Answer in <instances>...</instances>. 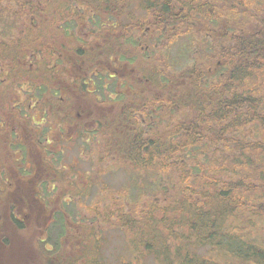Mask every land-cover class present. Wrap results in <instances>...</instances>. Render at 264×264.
<instances>
[{"label": "trees", "instance_id": "obj_1", "mask_svg": "<svg viewBox=\"0 0 264 264\" xmlns=\"http://www.w3.org/2000/svg\"><path fill=\"white\" fill-rule=\"evenodd\" d=\"M52 1L12 0L10 8L17 10L8 12L10 20L14 21L8 30L12 33L19 28L20 33L8 41L9 46L0 41L3 44L0 45V71L8 77L0 81L8 82L12 76L15 85L23 89L22 102L17 100V94L7 101L8 107L14 106L19 113L11 111V120L0 115V137L8 136L6 147L14 150L12 160L20 161L21 165L30 149L37 148L34 151L38 156L44 152V158L52 155L51 146L44 148V143L49 145L53 131H61L64 125L73 129L75 121L71 122L70 108L80 100L87 101L84 98L88 96L86 87L94 90V94L102 92L103 76L113 72L111 81L118 71L121 73V68L110 61L111 65L103 69L98 80L93 76L92 67L82 72L74 64L76 74L71 81L65 78L63 84L69 90L62 93V72L56 59L62 50L51 51L54 47L50 38L40 41L46 26L43 20L50 14L48 19L55 27L56 20L52 17L58 16L55 30L73 41V25L68 24L63 29L59 24L65 19L76 18L73 11L57 8L59 6ZM70 3L74 4L75 0ZM53 6L55 11L51 9ZM258 6L262 8L259 10ZM146 10L155 13L159 29L165 27L156 33L154 45L148 46L151 53L145 52V57L148 54L156 64L158 57L166 58L161 44L167 37L169 39L167 28L184 24L192 15L201 16L209 23L224 21L226 26L220 36L227 44L224 47L217 42L209 44L214 55L213 66L211 58L208 57L210 64L204 61L210 53L171 76L160 66L162 64H157L159 77L150 74L148 79L152 86L156 83L162 89L167 103L158 108V114L165 115H158L155 125H150L148 119V126L122 136H115L114 127L105 129L107 140L101 145H105L111 158L128 162L133 171L139 168L156 170L160 190L166 185L174 192L171 197L164 195L163 205L151 201V211L134 216L119 210L115 212L116 219L127 228L132 246L141 245L161 264H264V236L259 232L264 227V0L196 3L193 0H156L155 5ZM251 10L255 14H250ZM65 12L69 18H63ZM28 14L31 16L27 26L18 24ZM93 21L97 28L101 27L98 18ZM30 24L36 27L38 34L36 31L33 35ZM208 38L209 34L205 33V39ZM117 44L115 42V46ZM170 44L169 40L167 49ZM112 50L104 54H114ZM76 55L83 54L79 51ZM121 60L128 66L131 64L125 54ZM159 66L152 67L151 71H157ZM129 69L127 67L128 74ZM56 76L58 80L54 85ZM172 77H178L180 85L175 86L177 83ZM66 92L73 96L68 97ZM50 159L51 165L58 157ZM14 169L18 172L20 167ZM22 171L18 173L27 172ZM0 175L3 188L1 181L7 185L10 178L5 172ZM12 220L15 225L19 223L15 216ZM198 248H207L205 256L198 255Z\"/></svg>", "mask_w": 264, "mask_h": 264}, {"label": "rangeland", "instance_id": "obj_2", "mask_svg": "<svg viewBox=\"0 0 264 264\" xmlns=\"http://www.w3.org/2000/svg\"><path fill=\"white\" fill-rule=\"evenodd\" d=\"M53 1L54 5L59 6L57 8L68 9V12L73 11L76 18L65 19L59 24L63 29L68 24L73 25L71 31L72 37H74L73 41L65 39L62 32L55 30L59 22L58 16L52 17V20H56L55 27L54 24L52 25L51 19H48L50 14L43 20L46 26L42 31L40 41L50 38L53 40V43L50 42V44L54 47L51 51L53 49L62 50V54L56 56V59L59 60L58 68L62 72L60 85L63 89L62 93L68 89L63 84L65 78L68 77L66 79L71 81V78L76 74L74 64L80 70L81 65L89 66L91 62L92 65L102 63L99 58L102 55V44L104 43L106 46L108 41L102 34L103 31L93 24L90 17L98 18L101 23L112 24L115 22L114 18L107 20L103 18L102 13L106 11L109 12V15L116 17L119 11L124 10L131 12V15L123 22L125 21L127 24L135 22L143 30L150 26L151 30L160 31L155 13L146 12L147 8L155 5L156 0H75L74 4L70 3L72 0ZM193 1L196 3L205 0ZM11 3L12 0H0V41L6 43L7 46L20 33L19 28L12 33L8 30L9 26L14 24V21L10 20L8 12L17 10L10 8ZM174 6L176 7L177 4ZM55 8L53 6L51 9L55 11ZM261 8L262 6L257 7L259 10ZM80 11L85 12L82 14ZM244 11L248 14V10L244 9ZM220 14L222 16V13ZM250 14H255V12L251 10ZM30 16L28 14L21 18L18 24L27 26ZM240 16L245 17L242 13ZM69 17L68 13H63V18ZM224 26L226 24L222 20H219L218 23H209L201 16L192 15L190 19L185 20L184 24L179 23L167 28L169 39L167 37V40L165 39L161 44V50L166 58L158 57V63L162 64L160 66H163L166 73L171 76L178 73L179 70L189 68V65L193 64V60L200 58L203 60V54L210 53L204 61L210 64L209 58H211V66H213L214 55L210 51L209 44L217 42L219 46L224 47L227 43L225 39L220 38L209 41L205 39V33H209V30L212 29L217 32L223 31ZM229 27L234 28L231 25ZM29 29L32 30L33 35L36 34V31L38 34V30L33 24H30ZM121 32L127 39L124 44V49H126L128 39L134 37L124 30ZM235 34L237 35L238 31ZM169 40L171 44L167 49ZM145 43L146 41H143V44ZM0 45L3 44L0 42ZM79 51L83 54L82 56L76 55ZM125 55L131 61L128 68L135 69L134 71L131 68L130 73H126L127 77H123L127 81L126 84L122 81V70L121 73L118 71L116 77L104 90L106 93L103 94V91L92 95L85 93L90 96L88 103L80 100L70 108L72 113L85 112L84 115L88 116L87 122H92L94 118L97 122L106 124L104 127L116 128L115 136L135 131L129 128L123 129V126L120 125L124 116L131 109L129 102L132 97L135 99L134 107L143 109L145 113L147 110L145 107L151 104L157 103L156 108H159L167 103V97L160 87L153 93L149 90V86L152 84L148 81L149 75L153 74L156 78L159 77L160 66L157 65L158 63L156 64L153 58L151 60L145 57V53L139 54L137 57H134L132 53ZM119 56L116 54V57ZM174 59L176 60L174 61ZM139 63L142 64L139 65ZM156 65L159 66L158 70L151 71V68ZM2 66L5 69V64ZM124 66L118 65L119 68L126 69ZM208 66L210 65H206V67ZM144 68L146 70H143ZM100 73H104L101 68L98 69L97 75ZM112 74L114 73L110 72V75ZM162 75L164 76V73ZM5 79L8 77L0 71V80L4 81ZM172 79L177 83L175 86L180 85L181 80H178V77H172ZM55 80L54 85L57 83L58 76L55 77ZM135 91L140 92L141 96L136 95ZM22 93L23 89L19 85H15L12 76L8 82L1 83L0 81V115L2 117L8 120L13 118V110H15L13 108L15 107L9 108L7 101L17 94L19 95L17 100L22 102ZM66 94L68 97L73 96L71 92H66ZM108 94L113 100L118 101L113 103L108 98ZM15 111L19 113V111ZM128 115L132 119L137 117L130 112ZM158 115L163 116L165 113L155 116L158 118ZM168 121L171 123L170 120ZM65 123L69 125V123ZM145 124L149 125L148 120L145 121ZM10 127L13 128V126ZM91 127L88 125L72 129V126L66 128L64 125V129L61 131H53L52 138H50L52 141L48 143L49 145L44 143L43 147L51 146V154L58 157L57 161L51 165L52 171L60 175L61 184L55 185L54 190L49 193L45 190L46 193L43 192L39 195L34 192L38 188H33L35 185L32 179L39 177L41 166L46 162L44 152L40 159V156L35 152L37 151L36 146L30 144L35 149L30 153L27 152V161L24 160L22 165L20 161L15 163L11 155L14 150L6 147L8 136L0 137V172L8 174L9 178L11 177V182L16 184L15 187L11 185L8 192H0V264H68L71 261L74 264H161L149 253L150 251L142 248L141 245L132 246L130 234L125 225L117 221L118 216L115 212L120 210L124 213L126 211L128 214L138 216L143 212L151 211L149 206L151 201H154L156 205H163L164 195L171 197L174 192H171L166 185L160 190V184L157 182L159 174L156 170L153 172L151 169L143 171L139 168L133 171L131 165L127 164L128 162H120L119 159L111 158L110 153L105 150V145L104 147L101 145L107 140V134L103 130L96 131L91 140L88 135V130ZM41 146L42 144H40ZM19 167L18 172L24 168L31 169L34 175L22 176L14 169ZM1 182L5 186L4 181ZM31 191L33 192L29 194ZM69 195L72 198H69ZM24 201L30 203V209H23ZM16 207L21 211L15 210ZM12 209H14V213H12ZM13 216L20 220L16 225L13 223ZM259 232L264 236V227H261ZM197 253L199 256H205L207 248H198ZM218 259L220 260V258Z\"/></svg>", "mask_w": 264, "mask_h": 264}, {"label": "flooded vegetation", "instance_id": "obj_3", "mask_svg": "<svg viewBox=\"0 0 264 264\" xmlns=\"http://www.w3.org/2000/svg\"><path fill=\"white\" fill-rule=\"evenodd\" d=\"M108 13L109 12H106V11L104 13H102L103 18H106L107 20H108V18H110V19L114 18L115 22L112 24L102 23L101 27L98 28L99 30L103 31L102 34L105 35V37L107 38V41H108V44L106 46L104 45V43L102 44V49H101L102 55L99 56L102 63L92 65V62L90 61L91 64L88 67L81 65L80 70L82 72H88L89 69H91V67H92L93 76L97 77L98 80H100L101 77L94 72H98V69H100V68L101 69H108V66L111 65V64H109L110 61H113L112 64H114V65H119V64H121L122 66L125 65L124 67H126V69H122V67H121L120 70H122V72H123L122 81L124 84H126L127 81L123 77H127V74L125 71H127L128 65L126 62L121 60L122 54H126V52H128V53H132L134 57H137V56H139V54L142 55L147 51L149 53H151V50H148V48H149L148 46L150 45L152 47L154 45V42L156 40L155 36L157 35L156 33H158L159 31L158 30H151L150 26L146 27L145 30H143V28L141 26H137L136 25L137 23H135V22L133 24H127L125 21L123 22V20L130 18L131 12H129V11H124V10L119 11V13H117L116 17H113L112 15H109ZM87 15H88V13H87ZM89 19H91V21L94 22L92 17H90ZM117 19H118V21H117ZM99 22H100V20H99ZM88 23H89V21H88ZM94 23H96V21ZM97 24H98V21H97ZM100 24H101V22H100ZM164 28L165 27L160 28V32L162 30H164ZM121 30H124L125 32H129V34L131 33L134 37V38L128 39L126 49H124V44H126L127 39L124 37V34L121 32ZM212 30H211L212 33L206 32V34H209V36H210V38H208L209 41L211 39L215 40V38L216 39L217 38L222 39L220 36L221 31L217 32V31H214L215 29H212ZM104 40H106V39H104ZM143 41H146V43L143 44ZM115 42L119 43V44H117V46H115ZM111 48H114L112 50V52H114V54H112V53H111V55L110 54H104L106 52H109V50ZM116 54H119L120 56L116 57ZM146 57L150 58V56H148V54L146 55ZM113 58H114V60H113ZM105 60L107 61L106 63H105ZM141 64L142 63H139V65H141ZM131 68L129 70H131ZM93 69H95V70H93ZM132 69L135 71L134 68H132ZM143 70H146V68H144ZM81 74H82V76H87L83 73H81ZM112 77H114V75L111 76L109 74V76H107V77L103 76V81H104V83L102 85L103 94L106 93V91H104V90L109 85L110 79ZM148 81H149V79H148ZM135 86H136V84H135ZM92 87L94 88V86H92ZM157 87H158V85L156 83L153 86L151 84L149 86V88H150L149 90L153 93L154 91L157 90ZM93 91H90L89 89H87L86 93L94 94ZM98 92L99 91H97V93ZM135 94L138 96H141L140 92H138V91H136ZM142 94H144V93H142ZM105 95H107V94H105ZM84 98L87 100L84 102L88 103L90 96H86ZM108 98L111 99V101H113V103H116L118 101V100H113V98L111 97L110 94H108ZM134 101H135V99L132 97V99L129 102L131 109L129 111L128 110L127 111H128V113L130 112L133 115H137V117L135 119H132L131 117H129V115L127 113L124 116V119H123V121H121V124H120L123 126V129H125V128H129L130 130L141 129L143 126H148L145 124V121L148 119L151 121L150 125L157 122V117L155 116L158 114V108H156L157 103L151 104L150 106L145 107L147 110H146V113H143V109H136L134 107ZM122 112H124V110H122ZM84 113L85 112L80 113V114L72 113L71 114V116H72L71 122L75 121V123L73 125L74 129L78 128L79 126L91 125L92 127L88 130V135L91 137V140H92L96 131L103 130V132H104L105 129H107V127H104L106 124H101V123L97 122L96 119H94V118L92 119V122L91 121L87 122L86 118H88V116H85ZM73 116H76L77 118L75 117V119H74ZM155 117H156V120H155ZM30 151H31V149L29 150V153H30ZM39 156L41 159L42 156L41 155H39ZM51 157L55 158L54 155H50L48 157L46 156V162H44L43 165L41 166V171H40L39 177L36 179H32L34 182V185H35L33 188L34 189L36 187L38 188V190H34V192H36L38 194H41L43 192L45 193L46 191L50 192V191L54 190L55 185L61 184L60 183L61 179L59 178V176L57 174L53 173L52 167L49 164V163H51V159H50ZM24 170L27 172L25 174H21L22 176L23 175L28 176L30 174L34 175V172L33 171L31 172V169H25L24 168ZM25 181H26V179H25ZM11 185L13 187H15L16 184L12 183L10 180L9 183L7 185H5V187H3V188L0 187V190L7 192L10 190L9 187ZM32 192L33 191H31L29 194H31ZM29 194H27V195H29ZM27 208H29V209L31 208L29 202L24 203L23 209H27ZM14 209L18 210L19 208L16 207ZM14 209L11 210L12 213H14L13 212ZM19 210L21 211V209H19ZM16 219H17V221L20 222V220L17 217H16Z\"/></svg>", "mask_w": 264, "mask_h": 264}, {"label": "bare ground", "instance_id": "obj_4", "mask_svg": "<svg viewBox=\"0 0 264 264\" xmlns=\"http://www.w3.org/2000/svg\"><path fill=\"white\" fill-rule=\"evenodd\" d=\"M239 103V102H238Z\"/></svg>", "mask_w": 264, "mask_h": 264}]
</instances>
